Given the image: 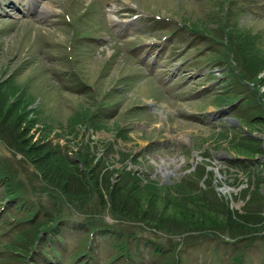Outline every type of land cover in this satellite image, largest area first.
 <instances>
[{
    "label": "rangeland",
    "instance_id": "1",
    "mask_svg": "<svg viewBox=\"0 0 264 264\" xmlns=\"http://www.w3.org/2000/svg\"><path fill=\"white\" fill-rule=\"evenodd\" d=\"M111 15L129 20L115 23ZM230 28H238L234 33L244 42L238 56L244 74L264 79V0H0V111L11 104L12 116L31 121L33 141L57 143L70 159L93 149L94 162L119 158L113 162L119 170L124 158L126 170L155 180L164 215L173 206L199 210L201 201L190 190L210 188L213 202L226 201L238 213L262 211L264 200L254 193L264 197V152L247 156L233 143L250 141L242 142L243 135L263 147V121L249 118L264 114L251 98L249 76L238 75L224 35ZM229 75L236 80L230 83ZM5 146L0 139V163L22 194L45 203L53 195L56 204L60 195ZM105 192L102 187L104 198ZM147 194L144 189L137 199L144 202ZM120 222L141 244L148 239L164 247L158 260L143 245L137 264H172L176 254L180 264H232L233 256L242 264H264V230L236 239L219 226L184 232L161 221L164 232ZM2 242L0 251L7 245ZM53 243L74 246L64 239ZM111 248L99 238L92 256L100 264H124L110 262ZM0 264L23 261L2 250Z\"/></svg>",
    "mask_w": 264,
    "mask_h": 264
},
{
    "label": "trees",
    "instance_id": "2",
    "mask_svg": "<svg viewBox=\"0 0 264 264\" xmlns=\"http://www.w3.org/2000/svg\"><path fill=\"white\" fill-rule=\"evenodd\" d=\"M228 17L222 20L224 27L228 26ZM237 30L238 28L224 29V35L229 49L232 51L234 47L235 63L238 64V56L244 55V42L238 40L239 34L234 33ZM239 65L238 75L249 76L252 86L251 98L264 110V92L259 91L264 79L244 74L241 68L244 64ZM227 78L230 83L236 80L232 75ZM100 108L99 104L98 111ZM12 111L11 104L4 112L0 111V139L5 143V147L29 161L52 194L60 195L56 204L53 195L48 198L51 201L49 203L38 199L28 200L14 181V176L0 163V244L1 241L7 244H2L3 249L0 252L10 251L20 262L23 261V264H100L92 255L97 241L103 237L109 240L111 252V245L114 248L115 254L111 263L120 258L125 259L124 264H137L135 261L142 258V246L147 244L150 245L152 253L150 257L159 260L164 247L160 248L159 242L155 244L148 239H143L141 244L142 238L136 239L135 232L125 233L120 220L146 223L149 227L164 232L167 229L160 225L161 221H169L177 228H183L181 230L184 232L200 228L202 230L205 226H219L227 231V235L236 239L245 237L250 232L258 233L264 230V214H261L264 212V206L262 211L254 210L255 213H238L230 209L226 201L219 199L213 202L212 188L208 192L190 190L192 195L201 201L199 210L189 211L183 209L187 207L180 209L173 206V212L164 215L162 211H166L167 205L163 203L158 208L161 199H158V192H155V180L144 182L135 172L128 171L123 166L119 170H102L104 162H94L88 152H83L82 156L79 154L80 157L76 159H70L58 144L33 141L32 136H29V130L33 127L31 121L25 120L21 114L12 116ZM117 135H121V132ZM241 139L242 142L250 141L242 144L237 140L233 145L244 155L264 152V141L263 147H260V139ZM107 149L111 150V144ZM122 155L125 156V153ZM115 172L116 180L111 182ZM102 187L106 191L105 198ZM143 188L148 192L144 202L141 198L137 199V196L143 194ZM250 193L252 194V190H249V195ZM254 194L258 199L264 200L257 191ZM160 197L162 198V195ZM105 214L115 222H107ZM178 233L180 232L173 234ZM63 239L66 242L75 239L74 246L57 248L53 242ZM230 260L232 264H242L238 256H233ZM171 261L172 264H180L177 254Z\"/></svg>",
    "mask_w": 264,
    "mask_h": 264
},
{
    "label": "bare ground",
    "instance_id": "3",
    "mask_svg": "<svg viewBox=\"0 0 264 264\" xmlns=\"http://www.w3.org/2000/svg\"><path fill=\"white\" fill-rule=\"evenodd\" d=\"M42 3H44V2H42ZM43 7L46 8V9L49 8V7L46 6V4H43ZM110 19H111V21H114L115 23H120V24H122V23H124V22H126V21L129 20V19H127V18H122V19H121V18H120V19L118 18V19H117V18H115L114 15H111V16H110ZM181 138H182V140L184 141V138H183V137H181ZM180 140H181V139H180Z\"/></svg>",
    "mask_w": 264,
    "mask_h": 264
}]
</instances>
